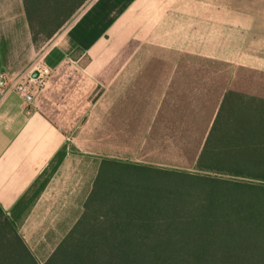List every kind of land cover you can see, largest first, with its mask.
Instances as JSON below:
<instances>
[{
	"label": "trees",
	"instance_id": "16d2710c",
	"mask_svg": "<svg viewBox=\"0 0 264 264\" xmlns=\"http://www.w3.org/2000/svg\"><path fill=\"white\" fill-rule=\"evenodd\" d=\"M83 2L22 0L33 42ZM107 126L122 151L101 161L81 217L42 264H264L263 72L154 55ZM61 155L10 216L0 208V264H40L19 216Z\"/></svg>",
	"mask_w": 264,
	"mask_h": 264
},
{
	"label": "crops",
	"instance_id": "0c3cea01",
	"mask_svg": "<svg viewBox=\"0 0 264 264\" xmlns=\"http://www.w3.org/2000/svg\"><path fill=\"white\" fill-rule=\"evenodd\" d=\"M256 4L244 12L205 1L84 0L50 38L38 39L53 43L28 74L37 72L42 79L33 101L27 104L9 92L0 102V208L10 216L62 154L43 190L19 216L18 232L40 264L81 217L101 161L120 152L97 147L95 137L101 127L112 135L107 126L112 107L154 56L139 63L138 47L264 73V4Z\"/></svg>",
	"mask_w": 264,
	"mask_h": 264
},
{
	"label": "rangeland",
	"instance_id": "374dc122",
	"mask_svg": "<svg viewBox=\"0 0 264 264\" xmlns=\"http://www.w3.org/2000/svg\"><path fill=\"white\" fill-rule=\"evenodd\" d=\"M188 1V0H186ZM190 1H205L213 4L227 6L228 8L251 12L256 7L258 0H190ZM264 4V0H259ZM90 1L87 3V5ZM85 8V7H84ZM84 8H81L80 14ZM20 0H0V79L4 82L0 87L6 86L8 83L20 80L23 81L29 72L37 69L40 65L41 56L51 46L53 42H32L27 28L23 25V16L21 14ZM77 14L72 17L69 22L63 27L62 33L75 21ZM59 36V35H58ZM137 42L131 43L130 47H136ZM161 48H154L147 45H140L137 49L136 60L139 63L145 62L152 55H159ZM163 50V49H161ZM169 50V49H164ZM174 51V50H169ZM176 52V51H174ZM182 54V53H181ZM189 59L195 60L194 55L186 54ZM169 58L175 59L174 54L166 55ZM146 60V61H147ZM145 64V63H144ZM108 99L106 98V101ZM96 122L91 123V130L94 129ZM97 127L95 128V130ZM107 129L101 127L100 134L95 137L97 147L110 149L112 151L120 150L121 146L115 142L112 135L107 133ZM132 157V155H131Z\"/></svg>",
	"mask_w": 264,
	"mask_h": 264
},
{
	"label": "built area",
	"instance_id": "2783aa9c",
	"mask_svg": "<svg viewBox=\"0 0 264 264\" xmlns=\"http://www.w3.org/2000/svg\"><path fill=\"white\" fill-rule=\"evenodd\" d=\"M40 71V70H39ZM45 72H39L40 75ZM42 84V79L39 77L36 80H33L27 75L23 80H15L8 83L6 86L0 87V102L3 98L9 93L14 92L20 97H22L27 104H30L33 101L34 95L38 92Z\"/></svg>",
	"mask_w": 264,
	"mask_h": 264
},
{
	"label": "water",
	"instance_id": "95a60500",
	"mask_svg": "<svg viewBox=\"0 0 264 264\" xmlns=\"http://www.w3.org/2000/svg\"><path fill=\"white\" fill-rule=\"evenodd\" d=\"M31 79L33 80H36L37 79V72H34L32 75H31ZM4 82L3 79H0V85H2Z\"/></svg>",
	"mask_w": 264,
	"mask_h": 264
}]
</instances>
